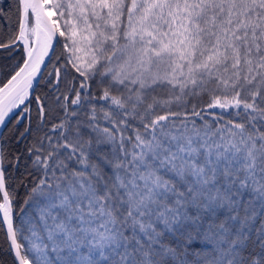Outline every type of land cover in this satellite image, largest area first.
I'll return each mask as SVG.
<instances>
[{"label":"snow or ice","instance_id":"obj_1","mask_svg":"<svg viewBox=\"0 0 264 264\" xmlns=\"http://www.w3.org/2000/svg\"><path fill=\"white\" fill-rule=\"evenodd\" d=\"M0 52V264H264V0H4Z\"/></svg>","mask_w":264,"mask_h":264},{"label":"trees","instance_id":"obj_2","mask_svg":"<svg viewBox=\"0 0 264 264\" xmlns=\"http://www.w3.org/2000/svg\"><path fill=\"white\" fill-rule=\"evenodd\" d=\"M0 3H4V0H0ZM8 56H9V53L0 52V65L13 62V61H10L9 59H7ZM16 58L18 59L19 56L17 55ZM11 129H12V125H9L7 129H4L3 131H4L5 135L10 134ZM3 246H4V238H3V235L0 234V247H3Z\"/></svg>","mask_w":264,"mask_h":264}]
</instances>
